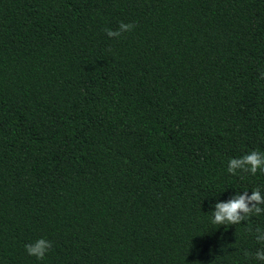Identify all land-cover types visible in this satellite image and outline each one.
Here are the masks:
<instances>
[{
  "label": "trees",
  "instance_id": "obj_1",
  "mask_svg": "<svg viewBox=\"0 0 264 264\" xmlns=\"http://www.w3.org/2000/svg\"><path fill=\"white\" fill-rule=\"evenodd\" d=\"M261 73L264 0H0V264H264Z\"/></svg>",
  "mask_w": 264,
  "mask_h": 264
},
{
  "label": "clouds",
  "instance_id": "obj_2",
  "mask_svg": "<svg viewBox=\"0 0 264 264\" xmlns=\"http://www.w3.org/2000/svg\"><path fill=\"white\" fill-rule=\"evenodd\" d=\"M133 24H126L121 22L119 29L116 31L106 29V33L109 37H119L122 33L131 31ZM261 78L264 79V73H261ZM251 173L255 175L257 171L264 175V154L258 151H251L250 153L240 157L229 160L228 172L235 175L237 170ZM241 195L237 193L227 202H217L213 205L214 211H212V223L215 225H236L245 221L251 215H259L264 212V208L259 205L264 204V195L261 194L259 189L252 190L251 195H248L247 191ZM257 231L256 240L259 243H264V233H261L259 229ZM25 250L28 255L34 256L37 259H43L45 254L51 249V242L46 239H38L32 244H26ZM248 255V253H245ZM255 259L258 261H264V250L257 251L255 253Z\"/></svg>",
  "mask_w": 264,
  "mask_h": 264
}]
</instances>
